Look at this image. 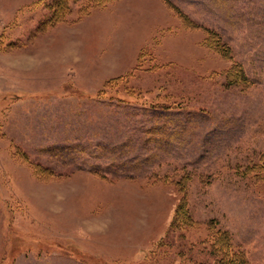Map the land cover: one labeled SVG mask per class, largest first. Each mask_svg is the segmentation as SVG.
Wrapping results in <instances>:
<instances>
[{"label":"rangeland","instance_id":"1","mask_svg":"<svg viewBox=\"0 0 264 264\" xmlns=\"http://www.w3.org/2000/svg\"><path fill=\"white\" fill-rule=\"evenodd\" d=\"M104 2L0 0V264H264V0Z\"/></svg>","mask_w":264,"mask_h":264},{"label":"trees","instance_id":"2","mask_svg":"<svg viewBox=\"0 0 264 264\" xmlns=\"http://www.w3.org/2000/svg\"><path fill=\"white\" fill-rule=\"evenodd\" d=\"M104 0H94L95 5H103ZM59 6L60 11L64 8L65 10L68 9V0H59ZM79 13V12H78ZM52 18H57V15L54 14L51 16ZM59 20V18L57 19ZM207 30V29H206ZM210 32V31H208ZM212 33V32H210ZM215 38V44L216 48L223 52V54L226 56V58H231L229 56V48L226 47L224 44L219 43V36L217 34H214ZM226 80L227 84L230 85H247L249 83H252L250 78L246 75L242 65L239 62H233L230 68L226 71ZM42 172V171H41ZM45 174V173H44ZM176 214L180 215L181 219L183 220H189L188 210L186 206L185 199L181 200V202L178 204ZM190 221L189 223H191ZM190 225V224H189ZM211 247L213 253H218L219 255V264H248L246 261V258L243 253H241L239 250H236L235 247L232 244V239L230 234L227 230H221L218 229L211 231Z\"/></svg>","mask_w":264,"mask_h":264}]
</instances>
